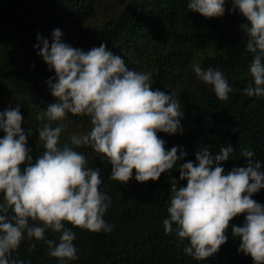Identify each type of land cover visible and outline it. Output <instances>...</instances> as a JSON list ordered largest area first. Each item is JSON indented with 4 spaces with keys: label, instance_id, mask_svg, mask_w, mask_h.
Listing matches in <instances>:
<instances>
[{
    "label": "clouds",
    "instance_id": "clouds-1",
    "mask_svg": "<svg viewBox=\"0 0 264 264\" xmlns=\"http://www.w3.org/2000/svg\"><path fill=\"white\" fill-rule=\"evenodd\" d=\"M226 0H188L187 8L206 18L221 17ZM229 12L246 18L239 25L246 48L253 56L248 64L252 82L241 91L247 96L264 97V0H231ZM62 30L53 29L51 43L40 33L34 48L54 77L47 79L55 102L37 113L47 121L35 128L43 151L33 156L28 145L32 128L22 127L20 104L0 110V264H31L13 257L25 239L45 240L49 254L60 264L78 260L73 243L75 233L65 222L92 232H109L114 225L104 215L112 198L100 189L101 169L90 167L81 146L102 154L111 165L110 178L126 183L158 180L163 172L179 168V185L170 176V202L163 219L165 233H175L188 243L183 252L196 260L217 253L228 236L239 238L238 253L250 255L253 264H264V203L252 198L264 189V160L253 150L241 148L246 166L229 171L224 161L233 156L229 143L213 151L201 145L195 162L179 163L188 155L183 145L165 148L158 132L183 133L184 111L172 92L151 86L153 72L128 66L125 58L103 42L88 50L62 40ZM196 77L211 85L215 95L228 100L236 91L219 67L192 65ZM90 119L86 132H73L61 145L63 121L69 114ZM179 152V154H178ZM244 214L242 225L230 224ZM175 225V227H174ZM61 232L59 242L47 239V231ZM63 230V231H62Z\"/></svg>",
    "mask_w": 264,
    "mask_h": 264
},
{
    "label": "trees",
    "instance_id": "trees-1",
    "mask_svg": "<svg viewBox=\"0 0 264 264\" xmlns=\"http://www.w3.org/2000/svg\"><path fill=\"white\" fill-rule=\"evenodd\" d=\"M188 0H0V110L20 104L22 127L32 128L28 145L33 156L43 151L37 127L47 121L37 120V113L55 102L48 90L47 79L54 77L38 49L33 45L40 33L49 39L53 29L60 28L62 40L88 50L102 42L114 53L122 55L128 66L138 71H152L151 86L172 92L184 111L183 133L157 135L165 140V148L183 145L188 155L183 160L195 162L199 146L213 151L231 144L233 156L222 162L225 171L246 166L241 148H250L255 158L264 160V97L247 96L241 90L252 82L248 64L253 56L246 48V37L239 25L246 18L229 12L226 0L221 17L206 18L187 8ZM219 67L236 91L228 100L219 99L211 85L200 81L192 70ZM61 145L73 132L90 130L87 116L69 113L63 121ZM4 133L0 131V136ZM88 166L101 169L100 189L112 198L104 219L113 224L109 232H92L65 222L75 233L73 243L78 260L67 264H253L252 257L237 251L240 243L229 227L226 243L205 260H196L183 252L188 243L179 241L175 233H165L163 219L170 202L169 177L179 168L161 173L158 180L138 182L133 177L126 183L110 178L111 165L102 154L90 147L78 148ZM179 154V152H178ZM264 203V189L252 196ZM244 214L230 224L242 225ZM175 227V225H174ZM63 231V230H62ZM61 232L47 231V239L59 242ZM13 257L31 264H60L49 254L45 240L25 239Z\"/></svg>",
    "mask_w": 264,
    "mask_h": 264
}]
</instances>
